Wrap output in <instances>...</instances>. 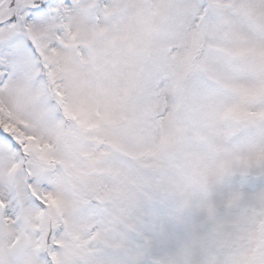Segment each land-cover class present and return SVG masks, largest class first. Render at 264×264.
Returning <instances> with one entry per match:
<instances>
[{
  "label": "snow or ice",
  "instance_id": "obj_1",
  "mask_svg": "<svg viewBox=\"0 0 264 264\" xmlns=\"http://www.w3.org/2000/svg\"><path fill=\"white\" fill-rule=\"evenodd\" d=\"M0 264H264V0H0Z\"/></svg>",
  "mask_w": 264,
  "mask_h": 264
}]
</instances>
